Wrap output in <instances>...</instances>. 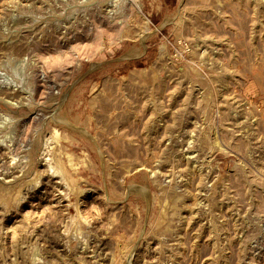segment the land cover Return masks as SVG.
I'll use <instances>...</instances> for the list:
<instances>
[{"label":"rangeland","instance_id":"1","mask_svg":"<svg viewBox=\"0 0 264 264\" xmlns=\"http://www.w3.org/2000/svg\"><path fill=\"white\" fill-rule=\"evenodd\" d=\"M0 264H264V0H0Z\"/></svg>","mask_w":264,"mask_h":264}]
</instances>
